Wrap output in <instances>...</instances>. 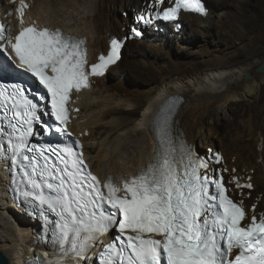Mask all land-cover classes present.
Returning <instances> with one entry per match:
<instances>
[{"label": "snow or ice", "instance_id": "snow-or-ice-1", "mask_svg": "<svg viewBox=\"0 0 264 264\" xmlns=\"http://www.w3.org/2000/svg\"><path fill=\"white\" fill-rule=\"evenodd\" d=\"M181 11L207 14L202 0H173L149 17L177 21ZM4 32L0 24V39ZM9 43L20 66L47 90L56 131L61 133L66 132L71 91L88 87L89 75H103L119 59L122 46L120 40L111 39L107 54H100L89 72L84 41L59 29L22 27ZM177 106L176 97L162 103L157 151L139 173L122 178L120 187L110 177L101 184L86 172L73 147H30L32 125L40 120L38 105L20 85L0 86V113L7 121L0 136L6 138L13 166L22 173L21 195L58 216L53 237L62 255L56 264H82L88 250L112 230L118 235L103 245L99 264H264V211L257 215L256 204L246 210L242 200L230 197L222 176L208 174L207 160L190 147H176L171 121ZM75 147H80L79 141ZM53 155L57 160L51 159ZM220 159L217 154V162ZM233 181L237 189L252 188L236 177Z\"/></svg>", "mask_w": 264, "mask_h": 264}, {"label": "bare ground", "instance_id": "bare-ground-1", "mask_svg": "<svg viewBox=\"0 0 264 264\" xmlns=\"http://www.w3.org/2000/svg\"><path fill=\"white\" fill-rule=\"evenodd\" d=\"M149 1L23 0L29 9L24 11L23 22H20L10 10L21 6V0H0V15L10 31L17 32L24 25L34 24L59 27L77 40L86 39L88 58L95 62L100 50L107 51L108 39L124 35L134 16L145 10ZM203 1L207 15L182 14L185 28L180 33L172 36L149 31L145 38L126 41L123 46L121 54L128 47L126 55L135 65L158 70V79L133 94L128 88L126 68L118 69L122 56L105 75L92 78L90 88L74 94L72 107L80 111L69 129L82 140L84 157L93 171L103 179L111 175L121 182L122 178L137 174L152 160L157 151L152 128L161 105L167 98L180 97L183 101L177 107L173 128L190 144L196 145L198 138L205 139L206 149L222 152L221 167L228 168L227 183H231L233 177L249 176L252 188L243 189L240 197L245 199L247 208L256 202L258 213L264 211V122L256 118L259 108L255 102L264 85V72H255L245 79L248 69L225 70L221 54L237 48L231 39L243 40L233 28L240 31L246 28L247 5L241 0ZM262 4L252 5L255 16L261 20L264 18ZM124 11L128 12L127 17L121 15ZM213 15L217 23L209 21ZM192 38L198 40L196 48L187 45ZM217 43L223 47L218 48ZM180 49L182 52L190 49L187 51L191 57L184 56ZM240 51L251 50L245 44ZM159 53L167 56L168 62L163 67L154 60ZM196 58L203 62L204 71L198 72ZM240 62L246 63L245 60ZM233 78H238L236 83H231ZM141 102L144 105L132 123V116L138 112ZM240 104L242 111L238 109ZM221 112L223 116L219 115ZM238 117H241L239 122ZM33 226L22 210L9 201L0 167V249L9 264H20L30 250L37 249L38 246L31 244Z\"/></svg>", "mask_w": 264, "mask_h": 264}, {"label": "rangeland", "instance_id": "rangeland-1", "mask_svg": "<svg viewBox=\"0 0 264 264\" xmlns=\"http://www.w3.org/2000/svg\"><path fill=\"white\" fill-rule=\"evenodd\" d=\"M241 1L244 5H247L246 9L248 10V16H246L247 18L244 20V24L247 23L246 28L241 29V31L240 29H236V28H233V30L238 32L242 36L243 40H238L236 38L231 39V42L234 40L233 43L236 45L237 48L230 49V50L229 49L224 50L221 52V54L223 55L224 62L226 64V66H224V69L226 68L225 70L231 72L232 70L239 71L241 69L247 68L248 71L246 73H249L251 75L256 72V68L264 61V18L261 20L260 18L255 16V12L253 10L252 5L257 2L258 3L260 2L261 4L263 3L262 5L264 8V0H241ZM120 13L122 16H125V17H127L126 15H128L127 11L120 12ZM216 20H217V17H215V15L209 18V21L211 23H217ZM200 30H203V28H200ZM217 32L218 31H216V39L218 40L219 38H218ZM232 34H234V32H232ZM173 44L176 47V49L178 47V50H179L178 42L174 40ZM197 44H198V40H196L195 38H192L190 42H187L188 46H192L194 48H196L195 46H197ZM245 44H247V46L251 50L250 52L240 51L241 47ZM217 45H218V48L223 47V45L220 43H217ZM187 50L189 51L190 49H187ZM187 50L186 51L183 50L182 52L180 49V52L184 54V56L188 55V58H189V56L191 57V55H189V52ZM127 52H128V47H126L124 52L121 54L123 56V59L121 60L120 65L118 66V69L124 70V68H126L125 74L128 75V83H127L128 88L133 94H135L136 90L138 89L148 88L154 80L159 78L160 74L158 70H155L153 68H139L137 65H135L134 60L128 55H126ZM149 55L151 57L153 56L152 53H150ZM230 58H235L232 60L233 63L229 62ZM154 60H156L157 65L161 67L166 65L168 62L167 56H165L162 53H159L158 55H156ZM240 60H245L246 63L241 64ZM194 61L198 64V67H197L198 72H202L205 70V66L203 62H200L199 60H197V58ZM237 80L238 78H233L231 80V83H236ZM218 85H220V83ZM225 86L227 85H224V87ZM143 105H144V102H141L140 106L137 107L138 112L136 113V115L132 116V123L139 116V112ZM255 105H257V107L259 108V112L256 114L257 120L264 122V85L260 91L258 100L255 102ZM238 109L242 111L241 104L239 105ZM219 115L223 116L224 114L223 112H221L219 113ZM240 119L241 117H238L237 121L239 122ZM204 140L205 139L201 141V139L198 138L195 142L196 147L200 149L203 154H205V151H207L205 147L206 142ZM217 146L219 147V145Z\"/></svg>", "mask_w": 264, "mask_h": 264}, {"label": "clouds", "instance_id": "clouds-1", "mask_svg": "<svg viewBox=\"0 0 264 264\" xmlns=\"http://www.w3.org/2000/svg\"><path fill=\"white\" fill-rule=\"evenodd\" d=\"M168 1H169V0H164V4H163L164 7L168 6ZM202 2L204 3L203 0H202ZM151 3L155 4V3H156V0H150V1L148 2L147 6H146V9H147V8H150L149 6H150ZM204 5H205V3H204ZM205 8H206V6H205ZM206 10H207V8H206ZM185 13H191V12H185V11H181V12H180L179 21L181 22L183 28H185V26H184V21L181 19V15H182V14H185ZM207 13H208V10H207ZM194 14H195V13H194ZM198 15H199V14H198ZM206 15H207V14H206ZM206 15H200V16L205 17ZM126 16H127V15H126ZM132 23H133V22H132ZM132 23H130V24H132ZM182 30H183V29H182ZM182 30H181V31H182ZM128 31H129V29L126 31V33H125L124 35H122V36H116V37H118L119 39L122 38V37H127L126 41L138 40V39H131V38H129V35H128L129 32H128ZM149 31H152V30H151V29H143V30H142V32H143V37H142V38H145V37L147 36V34H148ZM174 34H178V33H173V35H174ZM173 35H172V36H173ZM111 37H112V36H111ZM108 40H109V39H108ZM139 40H141V39H139ZM126 41H125V43H126ZM125 43H124V45H125ZM124 45H123V46H124ZM87 47H88V46H87ZM122 48H123V47H122ZM107 49H108V48H107ZM99 52H103V51L100 50ZM99 52H98V53H99ZM106 52H107V51H106ZM106 52H103V53H106ZM121 57H122V55H121ZM121 57H120V58H121ZM119 60H120V59H119ZM119 60H118V61H119ZM118 61H117V62H118ZM111 66H112V65H111ZM107 70H108V69H107ZM107 70H106V71H107ZM105 74H106V73H105ZM105 74H104V75H105ZM102 76H103V75H102ZM102 76H101V77H102ZM96 78H99V77H96ZM199 150H200V149H199Z\"/></svg>", "mask_w": 264, "mask_h": 264}, {"label": "water", "instance_id": "water-1", "mask_svg": "<svg viewBox=\"0 0 264 264\" xmlns=\"http://www.w3.org/2000/svg\"><path fill=\"white\" fill-rule=\"evenodd\" d=\"M256 72H264V61L256 68ZM251 75L246 73L244 78L249 79ZM0 264H9L8 258L4 253L0 250Z\"/></svg>", "mask_w": 264, "mask_h": 264}]
</instances>
